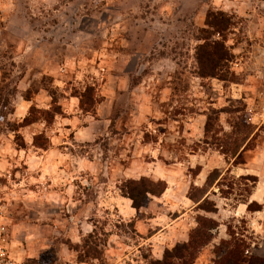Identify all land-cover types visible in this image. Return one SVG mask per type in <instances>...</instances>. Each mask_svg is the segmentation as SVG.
Masks as SVG:
<instances>
[{
  "label": "rangeland",
  "instance_id": "obj_1",
  "mask_svg": "<svg viewBox=\"0 0 264 264\" xmlns=\"http://www.w3.org/2000/svg\"><path fill=\"white\" fill-rule=\"evenodd\" d=\"M211 10L233 16L210 34L233 54L226 80L198 76ZM241 117L228 157L214 135ZM143 177L168 187L130 219L123 187ZM258 188L264 0H0V264H147L204 216L219 227L197 264H224L236 241L264 257L240 212ZM94 230L101 259L83 262L73 246Z\"/></svg>",
  "mask_w": 264,
  "mask_h": 264
},
{
  "label": "trees",
  "instance_id": "obj_2",
  "mask_svg": "<svg viewBox=\"0 0 264 264\" xmlns=\"http://www.w3.org/2000/svg\"><path fill=\"white\" fill-rule=\"evenodd\" d=\"M233 16L223 10H211L207 15V24L210 27L209 36H205L204 43L201 44L196 52L198 61V76L201 78H219L226 80L229 76L224 69L229 66L233 59L225 38L213 39L210 37L222 33L229 28ZM212 38V39H211ZM244 121V122H243ZM242 121L232 124V131L223 135V138L214 135L216 143L221 152L228 157H240L243 152V139L240 135L243 132L250 133V123H246V118ZM216 122L210 117L206 125V136L215 131ZM243 162V161H242ZM220 175L215 171L212 177ZM216 177V179H217ZM247 178H253L248 176ZM215 179V180H216ZM207 183V182H206ZM206 185V184H205ZM204 185V187H205ZM168 185L164 180H151L143 177L140 180H128L127 185L123 187V192L133 201V207L137 210V220L142 216V208L148 206L151 196H161ZM202 187V188H204ZM263 209V204L252 201L248 204V210L258 211ZM131 221L130 224L135 223ZM219 227L218 221L209 217H200L198 225L193 228L189 234V239L182 244L167 249L162 259L154 257L152 254H145L147 264H197L198 258L203 250L210 245L214 239V232ZM99 232L94 230L85 236L81 243L73 246L80 252V259L83 262L101 259L102 251L99 249ZM244 242H234L230 249L223 255L219 262L224 264H264V257L258 255L248 256L245 254L246 248ZM83 252V253H82ZM85 257V260H84Z\"/></svg>",
  "mask_w": 264,
  "mask_h": 264
},
{
  "label": "crops",
  "instance_id": "obj_3",
  "mask_svg": "<svg viewBox=\"0 0 264 264\" xmlns=\"http://www.w3.org/2000/svg\"><path fill=\"white\" fill-rule=\"evenodd\" d=\"M252 200L263 204L264 203V190L262 189L261 191V189L258 188V190L254 191V193L252 194ZM240 212H242L243 214L251 213L250 224H252V227L254 228V230L256 231L262 230L264 232V206L262 210H259L253 213V212L248 211V205L242 204V206L240 207ZM128 214L130 216L129 217L130 219L136 218L137 210L131 207ZM79 222H81L84 228L86 226L85 229L89 230L88 222H84L83 220H79ZM263 236H264V233H263ZM150 240H154V239L151 238Z\"/></svg>",
  "mask_w": 264,
  "mask_h": 264
}]
</instances>
